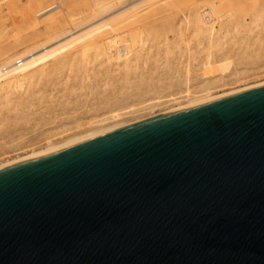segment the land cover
Listing matches in <instances>:
<instances>
[{
  "label": "water",
  "instance_id": "1",
  "mask_svg": "<svg viewBox=\"0 0 264 264\" xmlns=\"http://www.w3.org/2000/svg\"><path fill=\"white\" fill-rule=\"evenodd\" d=\"M0 264H264V86L0 171Z\"/></svg>",
  "mask_w": 264,
  "mask_h": 264
},
{
  "label": "rangeland",
  "instance_id": "2",
  "mask_svg": "<svg viewBox=\"0 0 264 264\" xmlns=\"http://www.w3.org/2000/svg\"><path fill=\"white\" fill-rule=\"evenodd\" d=\"M129 1L115 0L102 16ZM208 1L213 0L141 3L135 16L120 19L99 35L130 37L137 32L134 44L120 38L132 49L127 60L95 58L93 51L77 45L35 70L21 93H0V164L76 136L166 112L196 97L264 81V0H237L215 35L191 23L193 10H203ZM93 3L0 0V52H22L45 42L55 20L71 30L91 13ZM49 4L57 7L39 16Z\"/></svg>",
  "mask_w": 264,
  "mask_h": 264
},
{
  "label": "bare ground",
  "instance_id": "3",
  "mask_svg": "<svg viewBox=\"0 0 264 264\" xmlns=\"http://www.w3.org/2000/svg\"><path fill=\"white\" fill-rule=\"evenodd\" d=\"M66 1L69 4L79 3V0H66ZM87 1L88 0H82L83 3ZM93 1L94 3L89 5V7L93 6L91 13L82 17V19L79 20V22H75L73 24L75 25V27L71 28V30H68L69 28L61 20H55L53 23H55L56 21H58V23L56 25H52L53 27L50 30H48L49 31L48 39L45 42L40 44L38 43L35 46L26 49L22 52L9 53L7 51H1L0 52V93L3 92L13 93V91L15 90L17 93H21L22 91L25 90L26 85L32 82L31 78L35 70L39 69L40 66L45 65L52 58L62 54V52L66 51L68 48H73L77 45H82V48L85 51L87 50L93 51L95 58L106 57L110 60L113 59L117 60L120 57L124 56V60H127L130 56L132 49L130 47V43H127L128 41L125 40L122 41L120 38H127L126 40H129L134 44V41H136L133 39V38L136 39V37H133L135 32L132 33V35L130 34L131 38L123 37L126 36L124 34L122 35V37L120 34H116L113 38H103V37L101 38L99 35L108 29H113L114 27H116L117 24L122 22L120 19L130 18L132 16H135L136 15L135 12L137 11V5L141 3L151 4L157 2L158 0H130L131 2L129 1L128 5L123 6L121 9H117V11H113L105 16L102 15L107 13L114 5H116L117 2H115V0H110V1L93 0ZM236 1L237 0L208 1L207 4H205L206 8H203V10L199 11L197 10V8L193 10V18L191 23L194 26H196L198 30L200 31L207 30L211 35H215L216 26L226 21L225 16L229 12L228 10H230V8L233 7ZM56 7L57 6H55V4H49L43 7L38 12V15L42 16L43 14L51 12ZM241 12L242 11H240L239 13ZM98 16H102V17L98 18ZM91 20L93 21L88 23V25L83 29L77 28L80 26V24H83L86 21H91ZM126 25L129 24L127 23ZM108 33L110 34V32ZM132 39L134 41H132ZM210 68H211L210 70L213 69L212 66ZM207 74L208 73L205 72L206 76ZM261 86H264V81L251 85H246L238 89H232L217 95L207 94L202 97H196L191 100H188L186 103L180 104L177 107L169 109L166 112L164 111L162 113L155 114L153 116L151 115L150 117L148 116L147 118L138 120L136 122L118 123L112 127H108L99 130L97 132H89L80 136H76L62 143L52 144L46 147L45 149H41L39 151H33L28 155L7 161L5 163H1L0 171L21 164L23 162H27L36 158H40L56 153L74 144H78L86 140L111 132L113 130L129 126L130 124H134L147 119H152L162 115H167L182 110L190 109L193 107H197L203 104H207L209 102L216 101L220 98H224L233 94L243 92L245 90H249ZM116 115H118V113L114 114V116Z\"/></svg>",
  "mask_w": 264,
  "mask_h": 264
}]
</instances>
